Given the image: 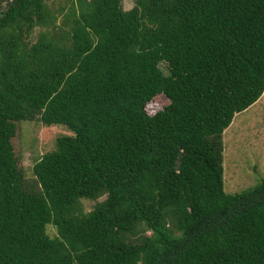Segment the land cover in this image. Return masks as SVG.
<instances>
[{"label": "trees", "instance_id": "1", "mask_svg": "<svg viewBox=\"0 0 264 264\" xmlns=\"http://www.w3.org/2000/svg\"><path fill=\"white\" fill-rule=\"evenodd\" d=\"M130 1L0 0V264H264V177H221V133L264 88V0ZM33 117L71 133L35 192L10 144Z\"/></svg>", "mask_w": 264, "mask_h": 264}, {"label": "rangeland", "instance_id": "2", "mask_svg": "<svg viewBox=\"0 0 264 264\" xmlns=\"http://www.w3.org/2000/svg\"><path fill=\"white\" fill-rule=\"evenodd\" d=\"M59 1L63 5L66 0ZM119 3L124 11L132 6L130 0H120ZM0 6V10H2L3 2ZM62 11H64V8H62ZM61 15L58 14L53 19V25L60 23ZM47 28L49 30V26L45 29ZM36 31L37 28L31 30L29 40L34 39ZM157 67L163 75H166L167 71L164 63L159 62ZM166 103L167 101L162 95L155 94L146 104L144 110L146 114L151 115ZM237 114L238 119L235 117V121L233 120L230 125L223 129L222 133L224 132V135L221 133L224 138V140L222 138V141H224L222 148L225 147V150L229 152L226 155H230V158L227 159L230 164L225 163V161L224 166L223 163L221 164L222 190L228 195L254 185L257 181V179L255 180L257 175L264 177V170H261L264 166V88L254 102L242 111L233 114V116ZM64 135H71L65 126L59 124L45 125L38 122L34 117L30 120L15 122L14 135L10 139V144L16 167L25 182V189L30 187V190L37 191L38 186L32 180L30 174L31 164L42 154L53 150L54 140ZM228 166L231 168L229 169ZM254 167L258 169H254ZM232 187L233 189H231ZM103 198L104 196H100L95 200L79 199L78 205L81 213L89 211L93 203L100 202ZM44 232L49 238L54 237V230L49 225L45 226ZM145 234L148 233L145 232Z\"/></svg>", "mask_w": 264, "mask_h": 264}, {"label": "crops", "instance_id": "3", "mask_svg": "<svg viewBox=\"0 0 264 264\" xmlns=\"http://www.w3.org/2000/svg\"><path fill=\"white\" fill-rule=\"evenodd\" d=\"M239 114H240V113H239ZM241 114H242V113H241ZM237 116H238V114L235 115V116H233L232 119L230 120V122H229L228 125H230V124L233 122V120L235 121V117L237 118ZM237 119H238V118H237ZM222 135H224V132L222 133ZM222 138H223V136H221V139H222ZM223 140H224V138H223ZM223 143H224V141H223ZM227 153H229V152L225 150V147L222 148L221 164L223 163V166H224V161H225V163L230 164L229 161H227V159L230 158V155H226ZM228 168L230 169L231 167L228 166ZM254 169H258V168H257V167H254ZM261 170H264V166L262 167ZM232 183H233V181H232ZM232 183H231V184H232ZM231 189H233V187H232Z\"/></svg>", "mask_w": 264, "mask_h": 264}]
</instances>
